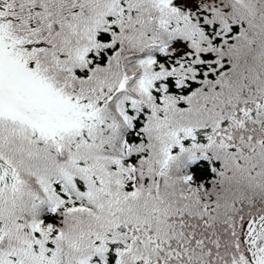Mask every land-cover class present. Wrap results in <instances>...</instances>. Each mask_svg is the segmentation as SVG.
<instances>
[{"label": "snow or ice", "instance_id": "snow-or-ice-1", "mask_svg": "<svg viewBox=\"0 0 264 264\" xmlns=\"http://www.w3.org/2000/svg\"><path fill=\"white\" fill-rule=\"evenodd\" d=\"M0 264H264V0H0Z\"/></svg>", "mask_w": 264, "mask_h": 264}]
</instances>
